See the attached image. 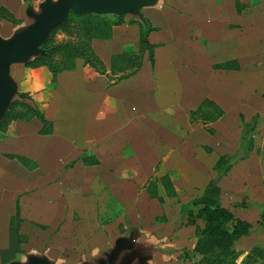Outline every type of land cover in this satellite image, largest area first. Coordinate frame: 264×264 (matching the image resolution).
Here are the masks:
<instances>
[{
	"label": "crops",
	"instance_id": "crops-1",
	"mask_svg": "<svg viewBox=\"0 0 264 264\" xmlns=\"http://www.w3.org/2000/svg\"><path fill=\"white\" fill-rule=\"evenodd\" d=\"M240 1L246 5L239 12L232 0H143L136 10L128 7L125 19L138 12L154 27L147 34L151 62L144 52L136 71L113 79L111 54L135 47L137 39L136 24L113 25L110 37L90 39L103 72L92 73L76 57L72 69L56 73L42 109L50 132H38L36 117L0 130V264H198L195 225L191 231L184 224L181 204L202 192L219 154L235 151L239 115L254 113L251 151L216 185L219 203L242 201L240 215L250 223L234 248L258 243L264 254V0ZM0 5L14 15L31 7L24 0ZM7 23L13 25L0 18L1 30ZM228 59L237 66H212ZM203 98L222 113L190 119ZM81 151L97 163L77 159ZM164 173L176 192L167 195L156 179L160 201L145 184ZM16 205L22 219L10 226Z\"/></svg>",
	"mask_w": 264,
	"mask_h": 264
},
{
	"label": "trees",
	"instance_id": "trees-1",
	"mask_svg": "<svg viewBox=\"0 0 264 264\" xmlns=\"http://www.w3.org/2000/svg\"><path fill=\"white\" fill-rule=\"evenodd\" d=\"M26 1V0H24ZM236 12L246 5L240 0H232ZM255 0H248L247 4ZM0 18L17 23L13 13L5 6L0 5ZM123 22L134 23L137 25V39L135 47L125 44L122 49L110 56V72L117 73L113 79H119L136 71L146 53L147 59L151 62L153 59V44L148 41L147 34L154 27L149 20L138 13L136 18H124L123 13L92 11L77 12L69 10L65 21L51 27L50 31L59 27L62 29L64 38L59 40H44L40 46L38 54L24 63L26 67H38L45 69L44 73L49 77L50 87L55 82L56 73L62 69H72L76 57L82 59L84 65L92 69V73L103 72L104 66L98 55L93 51L90 45L92 37L108 38L112 33V26ZM213 67L234 68L237 63L231 59L216 62ZM20 87L17 89V97L10 100L6 110L0 117V130H4L12 120H28L36 117L41 125L39 133H48L51 131V121L43 115L42 109L49 100V86H41L31 90L29 93L23 91V82L20 81ZM29 99L31 102H29ZM222 113L221 108L207 98L201 100V104L195 109L189 110L188 117L202 118L212 120ZM241 128L238 146L232 153L219 154L214 161L213 169L215 174L208 179L202 192L188 199L181 204L184 209L186 223H193L199 218L203 224L196 231V237L192 245V252L200 255L196 263L198 264H264L263 247L258 243H253L248 250H236L233 246L234 240L240 235L248 232L249 221L240 215L244 207L243 202H233V207L221 205L219 203L216 182L218 178L225 174L235 160L244 157L251 148V135L257 120V114H252L248 119H244L240 114ZM211 131L210 127H207ZM15 157L25 165H32L26 157L15 155ZM84 164L97 163L95 155L88 151H81L76 157ZM158 179L164 187L167 195L175 194L174 185L171 183L167 173L147 179L145 188L149 196L162 200L156 192L155 181ZM260 217H264V209L259 212ZM22 219L19 207L16 205L14 214L10 217L9 224ZM17 235V234H16ZM18 237V235H17Z\"/></svg>",
	"mask_w": 264,
	"mask_h": 264
},
{
	"label": "water",
	"instance_id": "water-1",
	"mask_svg": "<svg viewBox=\"0 0 264 264\" xmlns=\"http://www.w3.org/2000/svg\"><path fill=\"white\" fill-rule=\"evenodd\" d=\"M143 0H53L39 3L37 12H30L32 20L10 38L0 37V117L7 107L15 84L9 76L12 62H23L37 51L50 28L63 21L69 10L124 13L128 7L136 10ZM138 15V12H137ZM25 264H46L42 259H31Z\"/></svg>",
	"mask_w": 264,
	"mask_h": 264
},
{
	"label": "rangeland",
	"instance_id": "rangeland-1",
	"mask_svg": "<svg viewBox=\"0 0 264 264\" xmlns=\"http://www.w3.org/2000/svg\"><path fill=\"white\" fill-rule=\"evenodd\" d=\"M42 1H53V0H26V4L27 5L30 4L31 7L28 5L29 7L25 9V6H24L23 10H21V11L19 10L20 12L15 13L16 16L13 14L14 17L17 19V23L13 24V25H16V26H14L15 29L13 28V25H9L7 23L5 28H3L2 30L0 28V32L5 34V33H9V31H11V30L13 31V33L20 31L25 26V24H27L28 22H30L32 20V16L30 15V12H34V11L37 12L40 9L39 3L42 2ZM92 12L102 13V12H98V11H95V10H93ZM64 21H65V19L63 21H60L57 24L63 23ZM64 37H65V35L63 34L62 29L59 28V27H56L52 31L49 30L46 33L45 37L42 39V41L39 43V45L37 47V51L35 53H33V55H31L27 60H25L23 62H12V63H10L9 76H10L11 80L13 81V83L15 84V90H14V92L11 93L10 100H12L15 97H17L16 91L21 85L20 81H21V83L23 82V85H22L23 91H26L28 93L31 90L37 89V88H39L41 86H49L50 87V84H49L48 79H47L49 77V75L47 76L46 73H44L45 69L41 68L40 66L34 67V68L26 67V66H24V63L26 61H28L29 59H31L33 56H35L36 54L39 53L40 49L42 48L40 46V44L44 40H46V39L59 40V39H62ZM112 74L117 75V73H112ZM30 87L33 88V89H30ZM29 102H31L30 99H29ZM6 108L4 109V111L6 110ZM251 149H252V147L250 148V150L248 152H250ZM256 151H257V149H256ZM233 202L234 201L229 202V204H230L229 207L230 208L233 207V204H231ZM181 216H182L181 218L186 219L184 217L185 216L184 211L183 212L181 211ZM182 222L183 221H181L179 219V220H177V223H174L173 225L174 226H179L180 224H182ZM195 222H196V219L193 222L194 224L193 223H184V224H188V228H189V230L191 229V231H192L193 225H195L194 226V229H195L194 232H195V237H196V231L201 228L200 227L201 223H195ZM197 222H199V221H197ZM15 225H16V223L14 222L13 226H15ZM250 239H251L250 237L247 238V241L250 240ZM92 246H93V244H92ZM250 246H249V248H250Z\"/></svg>",
	"mask_w": 264,
	"mask_h": 264
}]
</instances>
